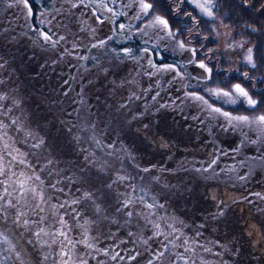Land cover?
Returning a JSON list of instances; mask_svg holds the SVG:
<instances>
[{
	"label": "flooded vegetation",
	"instance_id": "flooded-vegetation-1",
	"mask_svg": "<svg viewBox=\"0 0 264 264\" xmlns=\"http://www.w3.org/2000/svg\"><path fill=\"white\" fill-rule=\"evenodd\" d=\"M135 1L28 0L34 43L44 44L50 60L52 91L63 90L64 105L82 118L74 139L93 155L110 146L129 174L128 195L118 194V180L108 216L90 212L96 199L52 198L67 205L77 242L71 249L79 264H262L264 240L248 228L241 197L248 147L241 135L232 141L225 124L218 129L210 117L186 111L183 92L191 93L208 67L198 77L187 71L201 63L194 42H184L178 25L150 31L154 1L144 0L153 8L148 14ZM5 8L15 11L14 20L0 25L21 30L29 19L22 0H0ZM181 43L191 50L188 58ZM165 65L174 66V75ZM184 77L190 79L182 88Z\"/></svg>",
	"mask_w": 264,
	"mask_h": 264
},
{
	"label": "rangeland",
	"instance_id": "rangeland-1",
	"mask_svg": "<svg viewBox=\"0 0 264 264\" xmlns=\"http://www.w3.org/2000/svg\"><path fill=\"white\" fill-rule=\"evenodd\" d=\"M189 1L196 6L197 13L194 15L195 20L192 21L193 25L183 36H190L189 38L201 37L200 41L202 43L199 45L201 51L205 49V46H203L205 41L212 42V44H209L210 47L207 48L212 52L211 58L222 61V65L219 68L225 66L222 72L224 75H220L224 80H227L230 72L231 74L241 75L242 78L251 77V86H253V81H258L259 83L261 80V87H259V84L257 86L264 91V62L262 64L259 57L255 54L254 42L246 34L248 27L240 23L225 21L215 9V0H211V3H208V0ZM140 2L136 0L135 4L140 5ZM200 4H205L206 7L210 8L213 13L212 16L207 15L198 6ZM156 16H159L157 12L155 14L151 12L150 31L156 29L155 27L158 25L153 23ZM198 18L206 22L205 28L207 30H204V25L202 21L197 20ZM151 35L157 34L155 32V34L151 33ZM249 49H251V62L248 60ZM181 51L184 54L183 58H188L191 54V50H189L187 45L181 47ZM199 62L204 63L202 60ZM214 63L216 65V61ZM199 65L186 66L185 69L195 73V77L205 75L206 70ZM204 65L207 66L205 63ZM168 71L174 75L171 69H168ZM222 78H220L221 82L217 80L213 89L231 90L234 84H240L248 91V88L241 81H235L223 87L221 86ZM188 79L190 78L184 77L182 79V88L188 85ZM3 94V89L0 87V157H2L0 166L4 168V174L0 175V182L8 181V183L7 185L0 183V194L3 193V188L7 186L11 196L5 197V200H10L15 207H8L5 200H0V206H3V211H0V264H32L28 259L29 257H25V254H27L26 256H30L32 261L35 260L36 264H79V258H77L71 249V246L76 245L77 242L72 240L73 233L70 232L71 229L68 224L70 221L63 211L67 205L57 204L52 200L55 197L57 199H66L65 197H61L63 194H65L64 196L67 194L73 197L74 190L67 189V184L66 186L63 185L64 181H61L60 184L55 183L54 185L50 182L48 184L44 183V172H42V167L40 166L41 169H39L38 166V161L42 160L41 153L39 152L40 147L29 146L28 140H26L31 139L27 134H32L34 130H37L38 126L29 123L24 118V115L20 113L21 108L18 105H16L18 108L7 106L4 103ZM183 95L184 106H201L215 120L218 129H223L225 124L226 127L223 130L229 132L232 141L236 135L243 137L242 142L246 144L248 150L244 158L245 171L241 174L242 178L240 179L243 183L241 197L243 202H245V212L248 214V218H251L247 222L248 228L257 233L259 240H264V132L256 124L249 125L237 121L230 122L220 113L213 112L212 108H221L222 111L229 112L233 116L246 115L254 117L263 113L239 112L231 107L225 109L222 105L215 104L214 102H209V104L208 102L205 103V100L195 99L192 93H187L186 91L183 92ZM215 97L221 99V101L223 100V102L226 99L216 95ZM242 98H238L237 103ZM18 101L21 100L18 99ZM225 104L233 105L231 103ZM40 111L48 126L60 134L57 138L63 141L62 131L59 132L61 124L59 125V122H57L58 124L56 123V117L62 115L60 113L57 115V111L52 115L48 109H41ZM46 130L48 131L47 128ZM171 136L174 137L173 135ZM252 141H255V143H252ZM100 155L102 156L103 153L95 154L94 156L97 159H94V157L89 159L101 163ZM110 160L107 162L108 167L118 170L116 175L120 177V182L118 181L116 186H119L118 188L120 189L122 188L123 196H127V178L129 174L122 166V163H115ZM36 177H39V179H36ZM21 181L25 189L23 192L21 191ZM216 181L222 182L223 179H216ZM121 182L123 183L121 184ZM72 184L76 185V183ZM45 185L46 188H44ZM33 188L36 189L35 193L31 191ZM44 208H47V211ZM106 213L112 214V210H104L103 214L107 215ZM37 227L51 230L53 227L55 230H52L53 234L48 231L47 236L38 231ZM262 245V264H264V244L262 243Z\"/></svg>",
	"mask_w": 264,
	"mask_h": 264
},
{
	"label": "trees",
	"instance_id": "trees-1",
	"mask_svg": "<svg viewBox=\"0 0 264 264\" xmlns=\"http://www.w3.org/2000/svg\"><path fill=\"white\" fill-rule=\"evenodd\" d=\"M153 1L154 10L164 16L168 24H172L175 28H178L176 25L179 26L181 31L179 36L183 38L184 42H194L193 46L196 47L198 58L204 61L208 66V75L203 78L199 77L195 80L191 93H196V96H202L206 102H214L215 104L222 105L225 109L231 107L239 112H259L264 114V91L259 88L262 85L261 80L259 83L258 81H253V86H251V77L242 78L241 75L235 73L231 74V72L227 80H224L220 75H224L222 72L225 66L219 68V66L222 65V61L211 58L212 52L207 48L210 47L209 44H212V42L205 41L203 43L205 49L201 51L199 47L202 43L200 41L202 39L201 37L196 36L189 38L190 36H183L193 25L192 21L195 20L194 15L197 13L196 6L189 0ZM215 4V9L225 21L240 23L248 27L246 34L249 39L254 42L255 54L263 64L264 0H215ZM14 14L15 11L10 8L0 10V23L5 20L6 23L4 24L6 25L9 20H14ZM24 14L28 17L27 12ZM197 20L202 21L204 30H207L205 28L206 22L202 19L199 20V18ZM22 24L23 28L21 29V33V30L16 28V26L10 29H4L0 25V37L4 36L2 43H0V87L3 89L4 103L10 107L21 108L20 113L24 115V118L27 119L29 123L38 126L37 130H34L35 133L33 132L30 135L27 134L31 139L26 140H28L29 146L40 147L39 152L41 153L42 160L38 161V166L39 169H41V166L42 172H44V183L48 184V182H50L54 185L55 183L60 184L61 181H64L65 183L63 185L66 186L67 184V189L74 190V196L90 198L92 199L91 202L96 199L97 203L95 202L96 205L90 212L104 215L103 211L106 210V204L111 203V198L117 196L115 183L120 179V177L116 175L118 171L109 168L107 162L112 159L110 161L116 163L117 159L111 156V147L106 145L103 146L104 150L100 160L101 163L89 159L93 157L94 159L97 158L93 154H90L88 150L82 151L85 142L75 140L76 138L74 139V134L82 132V128L84 127L82 118L78 113L79 110L67 108L64 105L65 92L58 89V86L55 87V91H52V68L49 62L50 60L46 57L47 49L45 47L43 48L44 44L40 43L37 45V43H34L35 39H33V36L35 31L34 27L31 29L33 25L31 19H24ZM215 61L216 65L214 63ZM220 78H222L221 86L223 87L228 86L232 82L241 81L248 88L249 95L258 102L255 108L253 109L250 107L244 98L239 100L237 104L228 105L225 104L223 100L221 101V99L215 97L209 90L214 88V84H216L217 80H220ZM206 80L208 81L205 82ZM111 81H108V85L105 83L104 89L112 85ZM257 84L260 86L258 87ZM251 87L253 88L251 89ZM18 99L21 101H18ZM16 105H18V107ZM184 107H188L186 111L190 110L189 107H192L194 110L193 114L201 117V119H203L204 116L210 117L213 125L217 128L215 120L201 106L189 105ZM41 109H48L52 115L55 114L56 111L57 115L59 113L62 115H58L59 118L56 117V123L59 122V125L61 124L59 132L62 131L63 141L57 138L60 134L48 126L46 123L47 121L41 114ZM108 110L110 111V109ZM124 113L123 110L119 111V115H123ZM86 131L94 133L89 127H87ZM242 135L245 136L244 134ZM72 183H76V185ZM44 188H46V185ZM118 190V194L123 196V193H120L122 189L119 188ZM64 195L65 194L61 195V197H68L67 194L66 196ZM44 209L47 211V208ZM42 212L44 213L43 210ZM37 229L48 236L47 232L49 231L53 234L52 230L54 228L52 227L51 230L37 227ZM26 255L27 254H25V257H29L28 259L32 264H36L35 260L32 261V258Z\"/></svg>",
	"mask_w": 264,
	"mask_h": 264
},
{
	"label": "snow or ice",
	"instance_id": "snow-or-ice-1",
	"mask_svg": "<svg viewBox=\"0 0 264 264\" xmlns=\"http://www.w3.org/2000/svg\"><path fill=\"white\" fill-rule=\"evenodd\" d=\"M24 6L27 8L28 10V14L29 15H32V9L31 7L28 6V0H22ZM208 3H211V0H208ZM75 6V5H74ZM207 15L209 16H212V11L210 8L206 7L205 4H200L198 5ZM140 8H141V11L144 13V14H148L149 10L152 8V5L149 4V3H146L144 2V0H141L140 2ZM109 11H111V9H109ZM154 24H158L160 26H162L163 28L167 29L168 28V22L163 19L162 17L160 16H156L155 17V20L153 21ZM121 28H124L125 26L123 24L120 25ZM169 35H172V33L169 31ZM42 36L45 40H51V37L47 34V33H42ZM63 39V38H61ZM55 43V42H53ZM101 45H103L105 42L103 40H101L99 42ZM96 45H93V47H95ZM181 47H183V43H181L180 45ZM125 52H128L129 50L128 49H125L124 50ZM194 51V50H193ZM249 56H248V60L249 62H251L252 60V57H251V49H249ZM201 68H205L206 66L204 65L203 62L200 63L199 65ZM165 69H171L173 68L174 66L172 65H165L164 66ZM213 95H216L218 97H223V98H226L224 100L225 103H231V104H235L237 103V99L240 98V97H243L246 101V103L252 107L253 109L255 108V106L257 105V101L254 100L248 93V91L243 88L240 84H234L232 86V89L231 90H225V89H210L209 90ZM194 98L195 99H198V100H204V98L202 96H196L195 94H193ZM205 103H207L205 101ZM212 111L213 112H216V113H220L221 115H223L225 118H227L230 122L232 121H237V122H241V123H244V124H256L259 126L260 130L262 132H264V114H260L258 116H254V117H249V116H246V115H240V116H233L231 115V113L229 112H225V111H222L221 108H218V107H213L212 108ZM252 143H255V141H252ZM0 161H2V157H0ZM145 171H147V169H145ZM4 174V168L2 166H0V175H3ZM36 179H39V177H36ZM0 183H3L5 185H7L8 181H3V182H0ZM21 191H25V189L23 188V182L21 181ZM31 191L33 193L36 192V189L33 188L31 189ZM7 196H11V193L8 191V187L5 186L3 188V193L0 194V200H5V197ZM5 203L8 207H15L14 204L11 203L10 200H5ZM149 208H152L153 205H148ZM0 211H3V206H0ZM129 215H131V213H129ZM159 227V226H157ZM42 231V230H41ZM173 231H175V229H173ZM61 235H63V233H61ZM157 235H159V232H157ZM89 247H91V245H89ZM162 255V253H161ZM113 259H115L116 257L113 256L112 257ZM82 264H86V262H82Z\"/></svg>",
	"mask_w": 264,
	"mask_h": 264
}]
</instances>
